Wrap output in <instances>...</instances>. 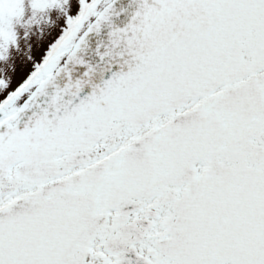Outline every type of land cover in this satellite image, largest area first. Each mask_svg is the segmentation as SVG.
<instances>
[{
	"label": "snow or ice",
	"instance_id": "6c2138e0",
	"mask_svg": "<svg viewBox=\"0 0 264 264\" xmlns=\"http://www.w3.org/2000/svg\"><path fill=\"white\" fill-rule=\"evenodd\" d=\"M0 264H264V0H0Z\"/></svg>",
	"mask_w": 264,
	"mask_h": 264
}]
</instances>
